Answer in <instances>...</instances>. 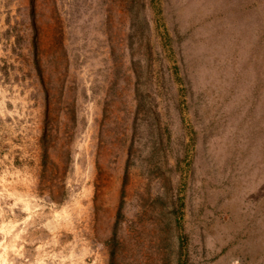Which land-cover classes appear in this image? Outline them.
I'll return each instance as SVG.
<instances>
[{
  "label": "rangeland",
  "instance_id": "374dc122",
  "mask_svg": "<svg viewBox=\"0 0 264 264\" xmlns=\"http://www.w3.org/2000/svg\"><path fill=\"white\" fill-rule=\"evenodd\" d=\"M1 68L0 264H264V0H0Z\"/></svg>",
  "mask_w": 264,
  "mask_h": 264
},
{
  "label": "crops",
  "instance_id": "0c3cea01",
  "mask_svg": "<svg viewBox=\"0 0 264 264\" xmlns=\"http://www.w3.org/2000/svg\"><path fill=\"white\" fill-rule=\"evenodd\" d=\"M2 71V76H4L6 73H4L3 71V69L1 68V70H0V72ZM3 79V78H2Z\"/></svg>",
  "mask_w": 264,
  "mask_h": 264
}]
</instances>
